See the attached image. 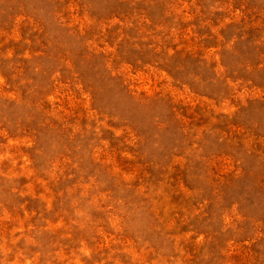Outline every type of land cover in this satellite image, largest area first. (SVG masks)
<instances>
[{"label":"rangeland","instance_id":"1","mask_svg":"<svg viewBox=\"0 0 264 264\" xmlns=\"http://www.w3.org/2000/svg\"><path fill=\"white\" fill-rule=\"evenodd\" d=\"M0 264H264V0H0Z\"/></svg>","mask_w":264,"mask_h":264}]
</instances>
